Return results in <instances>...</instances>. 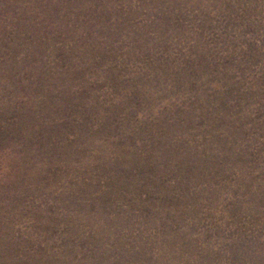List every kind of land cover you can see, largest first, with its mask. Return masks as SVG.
Segmentation results:
<instances>
[{
  "label": "rangeland",
  "instance_id": "374dc122",
  "mask_svg": "<svg viewBox=\"0 0 264 264\" xmlns=\"http://www.w3.org/2000/svg\"><path fill=\"white\" fill-rule=\"evenodd\" d=\"M0 264H264V0H0Z\"/></svg>",
  "mask_w": 264,
  "mask_h": 264
}]
</instances>
